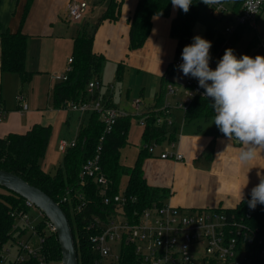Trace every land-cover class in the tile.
Returning a JSON list of instances; mask_svg holds the SVG:
<instances>
[{"label": "trees", "instance_id": "16d2710c", "mask_svg": "<svg viewBox=\"0 0 264 264\" xmlns=\"http://www.w3.org/2000/svg\"><path fill=\"white\" fill-rule=\"evenodd\" d=\"M245 0H237L234 10L239 11ZM193 4L187 13L178 9L176 17L170 27V33L177 39L176 56L181 57L184 46L191 44L193 29L199 16V8L202 0H192ZM171 0H139L136 9L129 19V50L137 51L147 43L153 28L155 17H168L172 12ZM121 15V1L110 0L106 10L96 21L92 30L84 29L74 40L73 63L71 71L66 74L63 81H58L53 86L52 100L55 109H65L72 102H80L90 99L88 84L95 80L102 87L101 71L105 58L94 52V35L98 27L105 21L116 22ZM248 25L238 27L231 37L232 47L239 41L242 33L248 29ZM214 31L208 28L205 39L211 41ZM1 38V69L3 72L19 75L22 85L30 84L34 72L26 68L28 52V36L21 30L15 33L0 31ZM223 36H219L214 43L217 53L212 64L215 69L217 62L223 56L227 47L223 46ZM257 38L250 42L244 55H248L251 48L258 44ZM232 47H230L232 49ZM173 65V64H172ZM120 69V65L118 66ZM164 83L162 90H165ZM164 88V89H163ZM161 90V91H162ZM111 101V98H110ZM160 101V100H159ZM159 101L157 103H159ZM113 105V104H112ZM156 104L145 114V130L143 133L144 146L140 149L135 166L126 167L120 163V151L127 143V135L131 126L130 117H120L113 130L102 141L101 163L106 175L112 180V194L120 191V179L122 175L129 176L127 194L136 198L135 204L127 209L142 210L152 205H163L170 197L167 188L150 186L144 177V162L150 152L146 145L152 142L170 143L177 140V128L158 127L155 125L158 116ZM5 110V101L0 89V111ZM214 116L211 100L196 97L184 113L186 122H192L198 118L209 119ZM71 116L68 117L69 124ZM1 121V118H0ZM104 124L97 113L88 118L86 126H81L76 138V145L68 149L64 154L61 167L54 175H48L42 168V159L46 154L48 143L52 133L51 126L35 125L25 133H12L0 138V170L7 171L24 179L29 184L41 189L54 201L67 194V190L80 187L79 174L84 163L93 158L97 153L100 139L104 135ZM6 190V189H5ZM69 190V191H70ZM90 200L93 207L99 210L100 200L95 195V188H90ZM250 194L233 209H218L224 211L231 221L241 224V231L247 239V249L250 250L251 264H264V205H257L255 210L248 207ZM25 199L8 190L0 192V252L13 238L15 225L14 212L22 211ZM67 214L70 222L75 246L78 254V264H136L137 260L130 248L126 249L118 263L104 261L93 250L85 229L90 216L89 211L79 216H72L68 206L60 205ZM47 221V218L45 217ZM44 220V221H45ZM45 223L39 225V229H45ZM45 237L44 250L51 257V264H61L62 252L55 232H42ZM251 239V241H249ZM1 254V253H0ZM2 263L0 259V264Z\"/></svg>", "mask_w": 264, "mask_h": 264}, {"label": "crops", "instance_id": "0c3cea01", "mask_svg": "<svg viewBox=\"0 0 264 264\" xmlns=\"http://www.w3.org/2000/svg\"><path fill=\"white\" fill-rule=\"evenodd\" d=\"M71 1L0 0V31L1 33L7 31L15 33L21 30L28 36L26 68L28 71L34 72V75L45 71L51 73L62 68L64 64L58 63L53 55L54 45H69V42L74 41L84 29L90 32L97 19L108 10L110 5V0H77L86 2L89 9L82 22H73L68 17V5ZM118 1H121L120 18L116 22L107 20L98 27L94 35V52L102 55L107 63L119 64L120 69L127 66L161 77L162 83H167V88L181 86L176 78L175 80L166 79V74L170 71L173 76L178 75V68L172 65L175 63L177 39L173 38L170 33L171 23L176 17L178 9L172 7V12L168 17H155L147 43L137 51H130L129 19L139 0ZM235 3L230 6L231 9H228L233 15L237 13L234 10ZM222 17L227 18L228 23H231V15ZM247 28H251V30L246 29L241 37L246 32L248 34L254 32L251 41L257 38L259 42L253 56L264 55V9L256 23ZM204 31L206 34L207 30ZM212 50L210 67L217 56L214 47ZM1 51L0 38L1 95L4 99L3 93L6 95L9 90L18 92L17 95H24L28 109L22 111L19 104L18 109L7 110L4 99L5 110L0 121V138L7 137L12 133H25L35 125L55 128L64 111L54 108L52 93L49 92V97L43 108H36L33 96L35 89L31 90L29 87L30 92L28 90L25 93L19 75L2 71ZM70 58L72 57H68V60ZM182 89L184 93V86ZM176 90L175 93H177ZM108 97L113 103L112 96ZM153 104V102L149 103L146 113L154 107ZM73 115L79 116L80 127L75 139L67 142L76 141L81 126H84L86 119L88 121L87 117L83 118L77 112L69 111V113L65 112L63 116V119H66L65 125L70 124L67 119L69 116L72 119ZM173 115L177 128L175 151L181 153L184 159L182 161L162 159L161 154L171 150L168 144L164 143L166 144L164 149L153 151L144 162V177L147 183L150 186L169 189L171 194L167 202L184 211L235 208L241 202V194L234 189L242 188L248 180L247 186L243 189L245 198L251 193V189L259 183L258 173L264 175V154L250 164L241 166L238 172H234L233 165L240 145L235 141H227V138L213 124V117L198 118L192 122H186L184 112L178 121L175 120V109Z\"/></svg>", "mask_w": 264, "mask_h": 264}, {"label": "built area", "instance_id": "2783aa9c", "mask_svg": "<svg viewBox=\"0 0 264 264\" xmlns=\"http://www.w3.org/2000/svg\"><path fill=\"white\" fill-rule=\"evenodd\" d=\"M214 15H231V23L225 30L223 46L232 47L231 37L238 27L254 25L264 9V0H245L241 9L233 15L221 4L210 5ZM89 5L86 2L72 0L68 5L70 21L82 22L86 16ZM73 58L68 60V74L72 69ZM181 61L173 65L177 67ZM56 74L55 81H63L65 76ZM175 93L174 89H171ZM204 89L199 87L198 80L192 78L184 85V98L178 108L184 113L196 97H203ZM90 99L69 104L71 111L77 112L83 118L93 113L100 116L104 124V135L100 139L96 155L84 163L81 168L78 189H69L59 205L64 204L72 216L83 215L91 208L90 216L85 229L88 232L92 248L106 261L114 256V263H118L126 249L130 248L135 256L136 264H251V253L247 249V239L241 231V224L231 221L224 211L194 210L184 211L170 205L167 201L161 205H152L142 210L127 209L135 204L136 198L123 193L112 194L113 182L106 175L102 163V141L110 133L120 117L127 116L112 105L110 98L101 93V87L95 80L88 84ZM22 111L28 109L24 95H18ZM141 101H135L133 106L140 108ZM173 108L169 105L158 111L155 125L158 127H172L175 125ZM4 111H0V118ZM145 115L142 123L145 124ZM164 144V143H163ZM171 149L161 154L162 159L182 161L184 156L175 151L176 141L167 143ZM76 141L59 142L60 151L65 154L69 148L74 147ZM162 143L152 142L146 148L152 153ZM95 188V195L100 200L99 210L93 207L90 200V188ZM35 206L25 200L22 211L13 213L15 225L13 228L14 243L20 251L13 264H48L45 261L43 249L45 237L38 233L39 225L33 226L30 222L29 212ZM43 215V214H42ZM44 216V215H43ZM45 217V216H44ZM43 232H55L53 225L47 220ZM44 224V225H45ZM30 233L29 238H23ZM13 241V239H11ZM251 241V239L249 240ZM0 259L4 262L10 255L6 246L0 252ZM11 263V264H12Z\"/></svg>", "mask_w": 264, "mask_h": 264}, {"label": "rangeland", "instance_id": "374dc122", "mask_svg": "<svg viewBox=\"0 0 264 264\" xmlns=\"http://www.w3.org/2000/svg\"><path fill=\"white\" fill-rule=\"evenodd\" d=\"M236 0H223V6L226 9H231V5L235 3ZM230 22V21H229ZM228 20L225 17H222L221 14L214 15L210 6L205 5L203 2L199 8V16L196 21L194 27V36L200 35L204 38L205 31L209 27L213 29L214 36L211 39L212 47L210 50V55H213V46L217 38L221 35H225V30L229 27ZM203 32V33H202ZM254 32L248 34V32L244 33L243 36L239 39V41L232 48L234 50V54L237 57L244 55V52L248 49L251 38ZM193 42V39H192ZM73 46L74 41H70L69 45L65 44H57L53 47V55L55 60L61 65L64 64L62 68L59 70H54L50 72H43L39 74H35L30 84L24 85V92H30L35 89L34 96V104L36 108L41 109L45 106V103L49 97V92L52 93L53 83L57 82L53 78L55 74L64 75L67 73L69 69L68 57H73ZM212 51V52H211ZM255 47L251 48L248 55L254 57ZM174 61H182L181 57L175 56ZM119 64L115 65L113 63L104 62L102 71H101V79L103 82V86L101 87V93L108 96H112L113 105L117 107L121 112L125 113L130 117L131 126L127 135V143L120 151V163L126 167H134L137 161V157L140 149L144 146V137L143 133L145 130V124L141 121L143 120L146 111L148 110L149 103L153 102L154 106L159 100L160 106L156 109L159 111L162 107L167 105L171 106L175 109V120L178 121L180 116L183 114V111L178 108V104L183 100V89L182 87L192 80L190 76H184L183 73L177 70L178 75H172L171 71L166 74V79H174L178 81L180 85L171 87L176 90L177 93H173L170 89L165 88L162 90V82L163 79L161 77H156L147 71H139L138 69L130 68L127 66H123L121 69L118 68ZM175 69V68H174ZM21 87V85H20ZM22 89V88H20ZM164 89V88H163ZM162 90V91H161ZM6 95L3 93L4 99L6 100L7 110L10 108L18 109L19 101L17 99V94L12 90L7 91ZM51 96V94H50ZM141 101L140 108L136 109L133 106L135 101ZM33 101V100H32ZM53 104V102H52ZM32 108V107H31ZM64 112H62V116L55 128L52 127L51 137L48 143V147L46 150V154L42 159V167L44 171L51 176H54L59 168L61 167V162L63 159V154L59 149V141L61 139L66 141H72L75 139L77 135V131L80 127V120L78 115H73L70 120L69 125H65L66 119H63L64 113H69L70 108L67 107L65 109L61 108ZM64 120V121H63ZM88 123L87 119L84 121V126ZM166 144L156 148L154 151L164 149ZM129 185V176L122 175L120 179V192L123 193ZM0 192H6V190L0 187ZM30 222L33 226L39 225L44 222L45 217L42 215L39 209L34 207L29 212ZM46 226V224H45ZM43 230L38 228V233L42 234ZM30 233H27L23 238L26 240L29 238ZM13 241L10 240L7 243V247L10 250V255L8 258L2 262L1 264H11L18 252L20 251L19 247L16 243H14L15 238L13 234ZM43 254L45 255V261L48 264H51L52 259L47 255L45 250L43 249ZM107 262H114V256H111L106 259ZM13 264V263H12Z\"/></svg>", "mask_w": 264, "mask_h": 264}, {"label": "clouds", "instance_id": "9594fccd", "mask_svg": "<svg viewBox=\"0 0 264 264\" xmlns=\"http://www.w3.org/2000/svg\"><path fill=\"white\" fill-rule=\"evenodd\" d=\"M205 5L221 4L222 0H202ZM259 2V0H258ZM174 9L187 13L192 0H171ZM212 42L200 35L184 46L177 66L184 76L198 80L204 89L203 96L211 100L214 111L213 124L227 141L240 145L233 165L238 172L241 166L250 164L264 154V55H241L228 48L217 62L215 69L210 67ZM162 74V73H161ZM220 154V153H218ZM251 189L248 207L264 205V175ZM248 183V180H247ZM235 188L244 201L243 189Z\"/></svg>", "mask_w": 264, "mask_h": 264}, {"label": "water", "instance_id": "95a60500", "mask_svg": "<svg viewBox=\"0 0 264 264\" xmlns=\"http://www.w3.org/2000/svg\"><path fill=\"white\" fill-rule=\"evenodd\" d=\"M0 187L30 201L53 225L62 252L61 264H78L74 234L62 207L41 189L7 171L0 170Z\"/></svg>", "mask_w": 264, "mask_h": 264}]
</instances>
